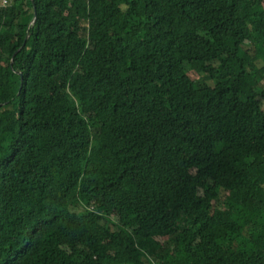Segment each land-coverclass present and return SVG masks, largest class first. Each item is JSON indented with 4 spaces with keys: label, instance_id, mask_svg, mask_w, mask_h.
Returning <instances> with one entry per match:
<instances>
[{
    "label": "trees",
    "instance_id": "trees-1",
    "mask_svg": "<svg viewBox=\"0 0 264 264\" xmlns=\"http://www.w3.org/2000/svg\"><path fill=\"white\" fill-rule=\"evenodd\" d=\"M263 82L264 0L0 5V264H264Z\"/></svg>",
    "mask_w": 264,
    "mask_h": 264
},
{
    "label": "built area",
    "instance_id": "built-area-1",
    "mask_svg": "<svg viewBox=\"0 0 264 264\" xmlns=\"http://www.w3.org/2000/svg\"><path fill=\"white\" fill-rule=\"evenodd\" d=\"M10 0H0L1 6H6L9 3Z\"/></svg>",
    "mask_w": 264,
    "mask_h": 264
},
{
    "label": "water",
    "instance_id": "water-1",
    "mask_svg": "<svg viewBox=\"0 0 264 264\" xmlns=\"http://www.w3.org/2000/svg\"><path fill=\"white\" fill-rule=\"evenodd\" d=\"M33 9H34V8H33ZM34 10H35V9H34ZM35 19H36V15H35V12H34V15H33V18H32L31 23H34ZM20 77H21V75H20Z\"/></svg>",
    "mask_w": 264,
    "mask_h": 264
},
{
    "label": "rangeland",
    "instance_id": "rangeland-1",
    "mask_svg": "<svg viewBox=\"0 0 264 264\" xmlns=\"http://www.w3.org/2000/svg\"><path fill=\"white\" fill-rule=\"evenodd\" d=\"M244 46H245V48H247V47L249 48V46H248L247 44H246V45H244ZM263 83H264V82H263ZM220 194H222V191L220 192Z\"/></svg>",
    "mask_w": 264,
    "mask_h": 264
}]
</instances>
